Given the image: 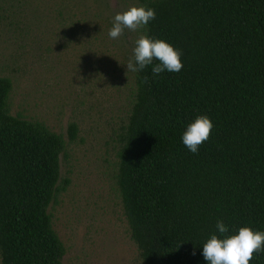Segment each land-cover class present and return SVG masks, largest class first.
Returning a JSON list of instances; mask_svg holds the SVG:
<instances>
[{
  "label": "trees",
  "instance_id": "1",
  "mask_svg": "<svg viewBox=\"0 0 264 264\" xmlns=\"http://www.w3.org/2000/svg\"><path fill=\"white\" fill-rule=\"evenodd\" d=\"M155 19L141 35L180 50L183 68L133 73L117 134L115 185L141 264H207L203 244L229 231L264 232V0H140ZM158 63V61H154ZM145 77L148 78L145 82ZM0 76V264H63L49 207L65 190L67 140L8 109ZM213 128L198 153L182 134L197 116ZM195 252V254H193ZM250 264H264L256 252Z\"/></svg>",
  "mask_w": 264,
  "mask_h": 264
},
{
  "label": "rangeland",
  "instance_id": "2",
  "mask_svg": "<svg viewBox=\"0 0 264 264\" xmlns=\"http://www.w3.org/2000/svg\"><path fill=\"white\" fill-rule=\"evenodd\" d=\"M140 0H0V76L12 115L43 122L67 140L49 207L66 247L63 264H141L115 185L117 134L134 88L126 65L141 31L108 36L114 16Z\"/></svg>",
  "mask_w": 264,
  "mask_h": 264
},
{
  "label": "clouds",
  "instance_id": "3",
  "mask_svg": "<svg viewBox=\"0 0 264 264\" xmlns=\"http://www.w3.org/2000/svg\"><path fill=\"white\" fill-rule=\"evenodd\" d=\"M155 16L156 12L152 8L132 6L126 11L116 13L108 36L117 39L123 35L125 29H144ZM149 65H152L153 78L165 71L180 72L183 68L181 52L165 40L140 35L135 41L133 58L129 60L126 68L127 71L139 72ZM147 80L145 77V82ZM212 128L213 123L207 115L197 116L183 132V144L190 152L198 153L200 145L210 138ZM216 229L223 238L213 234L203 244L202 255L207 264H250L254 253L264 252L262 231H254L251 227L244 226L235 234L224 235L229 229L222 220L217 221Z\"/></svg>",
  "mask_w": 264,
  "mask_h": 264
}]
</instances>
